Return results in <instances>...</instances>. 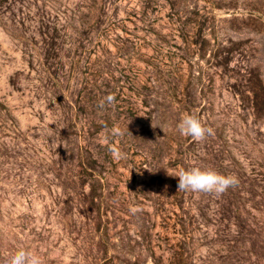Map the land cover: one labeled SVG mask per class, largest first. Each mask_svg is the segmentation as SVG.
<instances>
[{"label":"rangeland","instance_id":"rangeland-1","mask_svg":"<svg viewBox=\"0 0 264 264\" xmlns=\"http://www.w3.org/2000/svg\"><path fill=\"white\" fill-rule=\"evenodd\" d=\"M193 167L238 182L178 191ZM21 249L264 264V0H0V264Z\"/></svg>","mask_w":264,"mask_h":264},{"label":"clouds","instance_id":"clouds-1","mask_svg":"<svg viewBox=\"0 0 264 264\" xmlns=\"http://www.w3.org/2000/svg\"><path fill=\"white\" fill-rule=\"evenodd\" d=\"M107 99L109 102H112L115 100V97L109 95ZM178 129L182 136L191 137L195 142L204 140L206 134L211 133V129L204 127L199 119L187 114L181 117ZM112 154L117 159L121 157L118 150L113 149ZM175 177H178V191L215 194H222L230 186H234L238 182L234 176H226L213 170H202L196 167L190 170L180 168ZM138 211H140L138 207L130 208L132 214ZM10 264H41V260L32 252L21 249L13 255Z\"/></svg>","mask_w":264,"mask_h":264}]
</instances>
